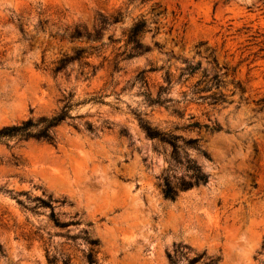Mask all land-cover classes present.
<instances>
[{
	"label": "rangeland",
	"instance_id": "obj_1",
	"mask_svg": "<svg viewBox=\"0 0 264 264\" xmlns=\"http://www.w3.org/2000/svg\"><path fill=\"white\" fill-rule=\"evenodd\" d=\"M79 49L81 63L53 72ZM70 98L54 144L0 141V264H88L84 231L98 264H264V0H0V129ZM49 197L78 224L56 228L35 201Z\"/></svg>",
	"mask_w": 264,
	"mask_h": 264
},
{
	"label": "trees",
	"instance_id": "obj_2",
	"mask_svg": "<svg viewBox=\"0 0 264 264\" xmlns=\"http://www.w3.org/2000/svg\"><path fill=\"white\" fill-rule=\"evenodd\" d=\"M130 1H135V0H130ZM118 20H119V17H116L113 19V22L115 23ZM147 31L148 30H147L146 22L144 20H140L137 23H135L130 28L128 33L126 34L125 46H128V45L133 46V49L135 50L142 49L143 45L141 44L139 39L141 35H143ZM70 37L71 39H79L81 37V34L77 31H74L71 33ZM96 39H97V35H94V36L88 35L86 37V40L88 42L95 41ZM83 54H84V50L79 49L76 51V53L73 56H70V57L63 56L60 60L56 62L53 68V72L54 73L60 72L61 70L65 69L68 63L72 61H78L81 63L82 60L84 59ZM83 65L85 67L89 66L88 63H83ZM83 75H86V74L83 73ZM92 76H94V73L92 74ZM167 83L168 84L171 83L170 77H167ZM217 83L218 82H216V84ZM200 84L201 83L199 82V85ZM160 90L163 91L164 88L161 87ZM211 99H212L213 105L222 104L226 101L225 98L221 96L219 97L212 96ZM261 102H264V100H262ZM155 103H159L158 99L155 101ZM73 106L74 104L72 103V99L70 98L69 100H67V102L62 107V109L58 113L54 114L53 116H50V117L41 116L37 119L29 118L27 120L21 121L18 124L3 127L2 129H0V141L2 139L18 137L24 140L32 139L36 141H44L49 144H54L56 142V134H55L56 128L61 126L67 120L74 119L69 114ZM88 128L91 129V126L88 125ZM147 132L149 136L152 138L160 137V135L157 132L152 131L149 128H147ZM162 139L168 140L170 144L175 147L176 138L162 137ZM205 183H206V177L196 168L194 184L199 185V184H205ZM192 186L193 184H188V185H185L183 189L187 190ZM163 194L165 198L170 199V200H174L176 197V192L168 184H165ZM35 201L37 202V207L47 208L50 210V219L56 228L64 229L70 225L78 224V223H73V222H70V223L60 222L54 212L55 207H54V202L52 201L51 197H49L47 200L42 199V198H36ZM63 204H65V201L60 202V205H63ZM83 240L89 246L88 253L86 255V260L88 264H98L96 255L98 254L99 241L95 239H90L86 231L83 232ZM167 257L170 263L173 264L171 256L168 255ZM47 262L48 264H56V259L49 258L47 256ZM217 262H218L217 259L208 260L204 257V255H200L195 258H192L189 264H197V263L217 264ZM70 263H71V260L68 257L64 256L63 264H70Z\"/></svg>",
	"mask_w": 264,
	"mask_h": 264
},
{
	"label": "bare ground",
	"instance_id": "obj_3",
	"mask_svg": "<svg viewBox=\"0 0 264 264\" xmlns=\"http://www.w3.org/2000/svg\"><path fill=\"white\" fill-rule=\"evenodd\" d=\"M219 170H221V169H219ZM217 173H221V177H219V178H225V176L226 175H228V173L226 172V170H221L220 172H217ZM230 174V173H229ZM43 176H44V179L45 180H47L50 184H51V187H53V185H56V184H58L59 186H62V187H68V189H69V192L70 193H73V190L75 189V187L76 186H72V185H70L69 183H67V182H65L64 180H61V179H59V177H55V176H51V175H49V174H47V173H45V174H43ZM228 176H226V178H227ZM218 178V179H219ZM225 178V179H226ZM224 179V180H225ZM83 187L85 188V189H92L93 188V185H91V184H88V183H85L84 185H83ZM90 201V200H89ZM96 205V202L95 201H90L89 202V204H88V208L89 209H93V207Z\"/></svg>",
	"mask_w": 264,
	"mask_h": 264
},
{
	"label": "water",
	"instance_id": "obj_4",
	"mask_svg": "<svg viewBox=\"0 0 264 264\" xmlns=\"http://www.w3.org/2000/svg\"><path fill=\"white\" fill-rule=\"evenodd\" d=\"M52 191L54 193H70L68 187H62V186H59L58 184L53 185Z\"/></svg>",
	"mask_w": 264,
	"mask_h": 264
}]
</instances>
